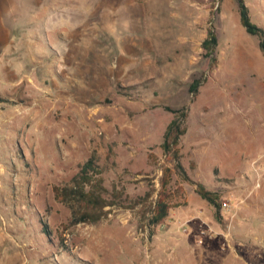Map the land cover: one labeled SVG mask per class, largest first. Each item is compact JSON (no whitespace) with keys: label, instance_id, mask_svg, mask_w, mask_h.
Instances as JSON below:
<instances>
[{"label":"rangeland","instance_id":"rangeland-1","mask_svg":"<svg viewBox=\"0 0 264 264\" xmlns=\"http://www.w3.org/2000/svg\"><path fill=\"white\" fill-rule=\"evenodd\" d=\"M246 4L264 27V0ZM0 96V264H155L160 193L177 206L155 235L199 229L222 239L213 263L264 264V54L235 0H0ZM166 107L186 109L180 161L218 210L163 154ZM92 154L121 206L72 224L52 186Z\"/></svg>","mask_w":264,"mask_h":264},{"label":"trees","instance_id":"trees-1","mask_svg":"<svg viewBox=\"0 0 264 264\" xmlns=\"http://www.w3.org/2000/svg\"><path fill=\"white\" fill-rule=\"evenodd\" d=\"M237 3L239 21L244 27L245 31L250 35L258 37V47L264 54V27L255 23L250 15V9L246 4V0H235ZM217 45V36L213 27L207 30V36L202 42V47L205 50V55L210 57L212 65L214 66L216 58L212 55ZM200 79H194L189 86V90L194 95L197 93ZM5 101L0 96V103ZM167 110L174 114V117L166 125L163 140L160 143L163 154H170L174 160V168L178 174L185 180L195 184L196 193L205 200L209 205L213 206L215 210L220 207L219 196L214 191L206 189L202 183L192 181L185 172V169L180 161L179 155V141L180 137L186 132L187 111L184 108ZM165 170H168L165 169ZM103 169L96 162L94 154L89 156L79 167L78 172L71 178L70 182L65 185L54 184L52 190L55 199L63 203L71 205V219L72 224L80 222L96 223L102 218L106 217L113 208L120 205L119 200L123 195V191L113 187L109 191L103 184L102 176ZM167 180L163 178L161 185L164 187ZM163 193V192H162ZM150 195L147 192L143 198ZM177 206L168 202L160 193L154 202V208L150 216L147 218V225L152 231L156 225L161 224L169 215L171 209Z\"/></svg>","mask_w":264,"mask_h":264},{"label":"crops","instance_id":"crops-1","mask_svg":"<svg viewBox=\"0 0 264 264\" xmlns=\"http://www.w3.org/2000/svg\"><path fill=\"white\" fill-rule=\"evenodd\" d=\"M155 230L151 231V237L159 241L151 239L149 241L150 245L165 243L164 245L170 249L166 247L169 252L166 249H157L158 252L163 251L164 255L160 256L159 260L154 262L155 264H215L212 258L214 259L213 254H216L218 250L216 252L212 251V246L214 245L213 242H219L222 240L221 238L212 235L204 243L199 244L195 241L199 229H193L192 235H181L177 229H164L162 231L163 236L155 235ZM152 250H155V246ZM150 256L153 258L155 253H151ZM147 264H153V262Z\"/></svg>","mask_w":264,"mask_h":264},{"label":"built area","instance_id":"built-area-1","mask_svg":"<svg viewBox=\"0 0 264 264\" xmlns=\"http://www.w3.org/2000/svg\"><path fill=\"white\" fill-rule=\"evenodd\" d=\"M221 207L224 208V209H227V208L230 207V204L226 200H223L221 202Z\"/></svg>","mask_w":264,"mask_h":264}]
</instances>
